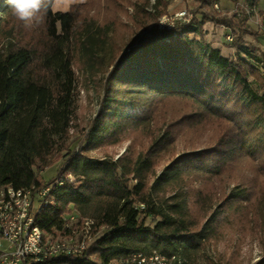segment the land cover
<instances>
[{"label":"trees","instance_id":"1","mask_svg":"<svg viewBox=\"0 0 264 264\" xmlns=\"http://www.w3.org/2000/svg\"><path fill=\"white\" fill-rule=\"evenodd\" d=\"M89 1L53 12L48 0L43 22L26 27L0 0V190L50 186L48 203L34 216L46 236L69 237L92 221L93 239L80 256L42 264H121L139 255L167 264H218L201 255L222 225H231L214 208L223 213L227 204L241 222L262 201L264 52L244 48L248 31L214 10L199 22L159 30L166 4L148 10V0H136L130 20L141 35L112 52L97 109L81 126L74 56L98 30L95 20L79 16ZM110 1L124 10L130 0ZM215 2L197 0L208 9ZM245 3L255 8L258 0ZM207 22L232 29L234 58L204 40ZM171 101L189 109H172ZM207 124L214 128L209 146L170 155L163 164L178 135ZM74 135L81 139L71 149ZM58 161L56 175L45 181L41 172ZM241 164L251 179L238 178ZM218 180L234 184L220 203L212 187ZM141 204L154 210L153 226L141 227ZM71 212L79 220L67 228L64 216ZM253 264H264V257Z\"/></svg>","mask_w":264,"mask_h":264},{"label":"rangeland","instance_id":"2","mask_svg":"<svg viewBox=\"0 0 264 264\" xmlns=\"http://www.w3.org/2000/svg\"><path fill=\"white\" fill-rule=\"evenodd\" d=\"M86 1L87 0H67L65 2L54 0L52 11L66 12L72 5L84 4ZM134 1L136 0H130L126 3L123 8L124 10H117L110 0H90L88 6L80 12V18H84L86 22L89 19L95 20V28L98 29H93L95 31L90 32V40L87 41L85 46L82 49L80 48V51L74 56V68L79 90L81 126L86 125L97 109L100 98L99 94L101 92V79L105 74L104 72L107 70L112 52L115 48L118 50L128 49L133 46L136 37L141 35L135 23L130 20L133 11L132 3H134ZM215 3H217L219 11L226 12L232 9V6H230L227 0H216ZM149 7L150 4L147 5V9H149ZM184 8H188V11L194 15V20L196 22L202 20L203 12L211 15L213 11V6L209 9L207 7L200 8L197 0L188 5L172 3L169 6V9L172 10ZM214 13L222 17L224 15L223 13L219 14L217 11H214ZM252 14L245 17V24L243 26H240L239 22L230 16L226 18L235 21L236 24H238V29H245L248 31V34H252L255 33V31L247 28V20ZM230 32L232 33L231 28L215 25L211 22L205 23L202 28L204 40L210 45L214 40L219 42L222 47V54L226 57L231 56L232 51H234L231 47V43H227L225 40L226 35ZM171 102H173L171 104L172 109H182L183 107L185 110L189 109L184 102ZM171 108L169 109L170 112L172 111ZM213 131L214 128L208 124L203 127H198L195 130H185L182 135H178L174 145L164 154V163H162H167V159L170 155H177L192 148L201 149L209 146L211 144ZM80 139V136L74 135L70 140V148H75ZM126 145L127 144L124 143L113 151L115 154H121ZM90 154L98 155L99 153L92 152ZM60 166L61 161L56 162L42 171L41 177L45 181H49L56 175ZM247 167V165L241 164L237 169L236 174L239 179L247 181L252 178L253 172L249 171ZM259 185L260 191L258 193L263 194L262 201L256 203L253 206L254 209H247V214L241 222H236V218L227 208V204L223 209V213H219L217 207L214 208L213 211L215 215L221 220L224 218L230 219L231 225H222L220 237L213 240L207 246L206 250L201 254L202 256L208 257L214 263L218 264H253L264 257V183L260 182ZM233 186L234 184L232 181L229 183L226 180L214 182L212 187L218 196L217 203L222 202L224 197L232 192ZM72 213L74 212L70 214ZM70 214L65 215V217L68 218ZM157 220L158 218H156L154 210L146 206L141 213V227L153 226Z\"/></svg>","mask_w":264,"mask_h":264},{"label":"built area","instance_id":"3","mask_svg":"<svg viewBox=\"0 0 264 264\" xmlns=\"http://www.w3.org/2000/svg\"><path fill=\"white\" fill-rule=\"evenodd\" d=\"M157 1L166 4V12L158 18L159 28H172L178 25L193 23L194 15L188 8L172 10L170 4L188 5L196 0H149L152 10ZM213 10L225 17H232L240 26L245 23V17L254 12V8L245 2L232 5V9L219 11L217 3ZM227 43L233 41V34L226 35ZM70 180L75 177L68 176ZM51 187L39 190H14L6 187L0 190V264H42L59 256H80L92 241L91 220L82 221L81 226L73 228V235L69 237L52 238L44 235L35 225L34 216L40 208L48 203ZM146 205L138 206L140 213ZM79 217L75 213L64 216L66 227L72 228L78 223ZM116 264V263H114ZM121 264H167L164 258L153 256L145 258L133 256Z\"/></svg>","mask_w":264,"mask_h":264},{"label":"crops","instance_id":"4","mask_svg":"<svg viewBox=\"0 0 264 264\" xmlns=\"http://www.w3.org/2000/svg\"><path fill=\"white\" fill-rule=\"evenodd\" d=\"M238 1L245 2V0H238ZM229 3L230 6L233 5L231 2ZM247 28L253 29L255 33L246 34L244 36V40L246 41L244 48L251 46L264 52V0H258V4L254 8V13L247 20ZM211 47L215 49H219L221 55L223 56L222 47L219 42H216L214 40V42L211 43ZM227 57L234 58V51H232L231 56H227Z\"/></svg>","mask_w":264,"mask_h":264},{"label":"clouds","instance_id":"5","mask_svg":"<svg viewBox=\"0 0 264 264\" xmlns=\"http://www.w3.org/2000/svg\"><path fill=\"white\" fill-rule=\"evenodd\" d=\"M13 15L26 27L43 22L48 0H7Z\"/></svg>","mask_w":264,"mask_h":264},{"label":"water","instance_id":"6","mask_svg":"<svg viewBox=\"0 0 264 264\" xmlns=\"http://www.w3.org/2000/svg\"><path fill=\"white\" fill-rule=\"evenodd\" d=\"M157 27H158L159 30H160V29H163V28H159L158 19H157Z\"/></svg>","mask_w":264,"mask_h":264},{"label":"bare ground","instance_id":"7","mask_svg":"<svg viewBox=\"0 0 264 264\" xmlns=\"http://www.w3.org/2000/svg\"><path fill=\"white\" fill-rule=\"evenodd\" d=\"M57 1H65L66 2L67 0H57Z\"/></svg>","mask_w":264,"mask_h":264}]
</instances>
